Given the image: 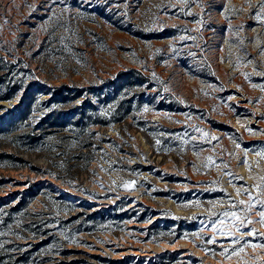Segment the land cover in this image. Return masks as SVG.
Here are the masks:
<instances>
[{
  "label": "rangeland",
  "instance_id": "rangeland-1",
  "mask_svg": "<svg viewBox=\"0 0 264 264\" xmlns=\"http://www.w3.org/2000/svg\"><path fill=\"white\" fill-rule=\"evenodd\" d=\"M3 72L0 264H264V0H0Z\"/></svg>",
  "mask_w": 264,
  "mask_h": 264
},
{
  "label": "trees",
  "instance_id": "trees-1",
  "mask_svg": "<svg viewBox=\"0 0 264 264\" xmlns=\"http://www.w3.org/2000/svg\"><path fill=\"white\" fill-rule=\"evenodd\" d=\"M5 75V73L3 72L2 74H0V79L3 77ZM79 92H80V90H78V89H76V90H74V91H70L69 93L73 96V97H76L78 94H79ZM56 111V110H55ZM49 115H50V113H46V114H44L43 116H42V118H41V122L43 123L44 121H47L48 120V117H49ZM85 118L86 119V117L85 116H83L82 117V115L80 114L79 115V118H77L76 119V121H78L79 122V120H81L80 122H81V124H82V127H85L86 125H88L90 122H91V119H88L87 121H85V122H82V120ZM50 123V122H49ZM55 126V125H58L57 123H50V126ZM11 126H13L11 123H9V125L7 126V128H10ZM12 246L13 245H4V247L2 248H0V250H2V249H10L11 251H10V253H9V256H13L14 254H15V252H13V248H12ZM22 255L20 254H18L17 256H16V258H17V260H21L22 259V257H21Z\"/></svg>",
  "mask_w": 264,
  "mask_h": 264
},
{
  "label": "snow or ice",
  "instance_id": "snow-or-ice-1",
  "mask_svg": "<svg viewBox=\"0 0 264 264\" xmlns=\"http://www.w3.org/2000/svg\"><path fill=\"white\" fill-rule=\"evenodd\" d=\"M147 110V109H146ZM250 199H251V196H250ZM241 203H244L243 201H241ZM225 215H227V213H225ZM235 215V214H233ZM260 217H261V222L264 223V211H261L259 213ZM261 247H264V245H261ZM242 250V249H241Z\"/></svg>",
  "mask_w": 264,
  "mask_h": 264
},
{
  "label": "bare ground",
  "instance_id": "bare-ground-1",
  "mask_svg": "<svg viewBox=\"0 0 264 264\" xmlns=\"http://www.w3.org/2000/svg\"><path fill=\"white\" fill-rule=\"evenodd\" d=\"M243 229V228H242ZM245 230V229H244ZM241 232H244L243 230H240ZM216 232V231H215ZM220 232V231H219ZM225 242V241H224ZM172 243V242H171ZM173 244V243H172ZM194 245V244H193ZM195 246V245H194ZM200 248V247H199Z\"/></svg>",
  "mask_w": 264,
  "mask_h": 264
}]
</instances>
